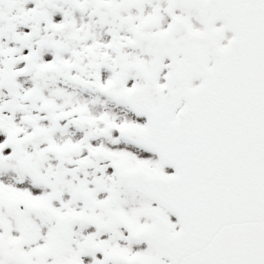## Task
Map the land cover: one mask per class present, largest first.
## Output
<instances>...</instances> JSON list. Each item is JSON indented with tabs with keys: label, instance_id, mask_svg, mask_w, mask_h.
Returning <instances> with one entry per match:
<instances>
[{
	"label": "snow or ice",
	"instance_id": "6c2138e0",
	"mask_svg": "<svg viewBox=\"0 0 264 264\" xmlns=\"http://www.w3.org/2000/svg\"><path fill=\"white\" fill-rule=\"evenodd\" d=\"M0 264H264V0H0Z\"/></svg>",
	"mask_w": 264,
	"mask_h": 264
}]
</instances>
